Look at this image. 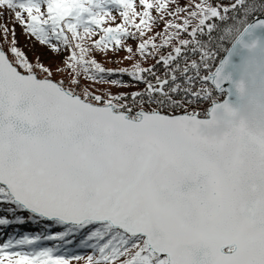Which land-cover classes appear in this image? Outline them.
Returning a JSON list of instances; mask_svg holds the SVG:
<instances>
[{"label": "snow or ice", "instance_id": "1", "mask_svg": "<svg viewBox=\"0 0 264 264\" xmlns=\"http://www.w3.org/2000/svg\"><path fill=\"white\" fill-rule=\"evenodd\" d=\"M0 19V264H264V0H0ZM31 224L50 231H4Z\"/></svg>", "mask_w": 264, "mask_h": 264}, {"label": "trees", "instance_id": "2", "mask_svg": "<svg viewBox=\"0 0 264 264\" xmlns=\"http://www.w3.org/2000/svg\"><path fill=\"white\" fill-rule=\"evenodd\" d=\"M3 22L4 20L0 19V23H3ZM9 27H11L10 23H9ZM16 31H17V34L19 35L20 28L18 26L16 28ZM19 40H20V44L23 46V49L28 53L30 58L39 55V58L43 60L45 63H55L58 61L59 59L58 57H54L52 53L48 52L46 49L42 48L38 44L33 45L30 42L26 41L24 36H19ZM123 55L124 53H120V56H123ZM105 66L115 68V67H121V66H128V63L126 61L123 64H114V63L106 62ZM123 79L125 81H128L127 76L123 77ZM140 87H143V85H140ZM113 90L115 91L116 89H113ZM120 90L121 91H131L133 89L124 88ZM28 229H31L32 231H40L41 233L50 231V227L48 225H36V224H31L27 226V228L20 227V226H13V227H9L5 229L4 231L6 233L14 234L18 236V235L24 234V232ZM44 243H45V246H52L51 242H44ZM66 247H68L71 251L77 252V254H82V255H87L89 254V251H90L88 249L81 248V246L76 241H74L72 245H68ZM80 264H83V262L81 261Z\"/></svg>", "mask_w": 264, "mask_h": 264}]
</instances>
